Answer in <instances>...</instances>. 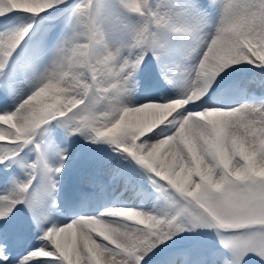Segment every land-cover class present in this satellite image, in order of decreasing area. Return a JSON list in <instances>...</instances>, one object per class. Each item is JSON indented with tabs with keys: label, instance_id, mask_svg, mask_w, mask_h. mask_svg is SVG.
Listing matches in <instances>:
<instances>
[{
	"label": "snow or ice",
	"instance_id": "obj_1",
	"mask_svg": "<svg viewBox=\"0 0 264 264\" xmlns=\"http://www.w3.org/2000/svg\"><path fill=\"white\" fill-rule=\"evenodd\" d=\"M61 8L71 9L72 35L49 48L56 25H46L21 55L38 21ZM209 9L219 15L203 36L184 22L205 20ZM106 25L130 27L127 50L108 46ZM177 34L200 41L185 94L126 105L145 56H165L166 38ZM241 64L264 68V0H190L179 11L152 0L99 8L94 0L74 8L68 0H0V264H148L162 245L196 229L215 233L223 264H264V104L214 100ZM52 122L68 136L114 146L153 174L158 190L170 186L182 198L175 214L119 206L49 224L68 160L59 150L51 166L36 142ZM26 148L37 153L31 163ZM37 236L41 244L30 243ZM176 258L174 250L169 264Z\"/></svg>",
	"mask_w": 264,
	"mask_h": 264
},
{
	"label": "rangeland",
	"instance_id": "obj_2",
	"mask_svg": "<svg viewBox=\"0 0 264 264\" xmlns=\"http://www.w3.org/2000/svg\"><path fill=\"white\" fill-rule=\"evenodd\" d=\"M68 2H70V5H72L74 8L77 4L82 3L83 0L79 3L72 2V0H68ZM109 2L110 0H98L96 3V8H99L102 4ZM111 2H114V0H111ZM189 2L190 0H152L153 7H169L177 11L186 8ZM202 3L207 4L208 0H202ZM54 13L59 15L57 20L48 23H39L41 29L46 25H56V28L53 30V34H51L49 37V48H52L58 41L69 38L72 35V25H74L71 11L61 8L60 12ZM217 13V9H209L207 18L205 20H200L198 17L193 15L184 16L183 19L187 24H198L199 27L203 28V32L201 33V36H203L205 32L210 30L211 25L214 24L216 20L215 14ZM105 27L107 31V38L110 36L122 37L121 39L125 45L124 50H127L131 43L130 27H124L123 25L115 29L110 25H106ZM40 31L22 46V49L20 50L21 55H23L24 51L30 47V45L39 35ZM166 39L167 52L165 56L159 60L154 57L151 52L145 56V62L141 66V71L137 73L136 76V80L140 83L130 86V94L124 98V103L126 105H133V100L138 99L140 96V91L142 93H150L153 91L167 93V87L183 88L187 91V85L184 84V80H188V73L199 58L198 55L195 56V53L197 50V45H199L200 41L195 39L193 36H187L183 34L172 35ZM113 42H111V44ZM115 46L116 45H113V47ZM109 47L113 49V47ZM165 61H167L168 64H166ZM155 64H158L156 67L158 68V71L155 69ZM235 67L237 75L234 74V78H231L232 74L229 75L231 72L230 71L228 76L225 77V80L229 81L230 79H233L230 81L231 84L236 83L238 86L246 83V85H248L246 91L250 92V90L254 88L258 96L257 98H253V101H262L264 104V68L253 67L246 64H241ZM160 75L164 76V80L168 84H158V77ZM144 80L150 81L152 87L148 89L143 88L141 83ZM229 87L232 86L229 85ZM237 92L239 93V91ZM177 97L179 96H170L168 98ZM222 97H229V95L224 94ZM235 101L239 102L241 101V98H238ZM235 101L229 103L228 105H236ZM0 111H3V109L0 108ZM36 142L41 145V150L51 166H56L58 160L57 152L59 150L66 149L68 160L65 165L64 173H62L59 177L62 180L65 178V175H70V172H73L72 176L70 175V178H73V174L76 175L73 180V184L70 185L73 193L76 192L77 194V190H83L78 188L85 183L83 181L85 179H90L92 183L98 184V187L109 186L112 182L114 183V186H111L112 192L109 191L110 194L108 196L105 195L104 197V199L107 201L113 195L117 184L124 182L126 186H130L132 184L138 188V194L139 191L143 190L144 192H140V194L142 193V196L151 195L154 201L157 202L158 208L160 209L148 211L147 205L145 204L146 202L144 204L141 202H119L120 206L143 209L146 212H151L154 214H175L178 209L177 202L182 203V198L178 193L175 192L174 189H171L169 186L165 189L158 190L157 184H155L153 180L149 178L153 174L142 169L130 158L126 159L123 155H121V153L114 150V146L108 144L107 142L92 143L90 140L85 139L83 135L79 134L68 136L66 130L59 126L56 122L52 126L48 125L45 128H42L36 137ZM33 152L34 151L31 148H26L21 155L28 162L29 159H32ZM16 173L20 180L27 179L24 172L19 168L16 169ZM69 179L67 181H69ZM38 183L39 177H37L36 185ZM4 186L6 187L3 182H0V192L5 193L6 188H4ZM95 191L96 189H93L92 193H88L87 197L90 198L93 196ZM53 197L55 203L52 206L51 211L55 209L56 203L59 202L57 197ZM63 197H65L64 193L60 198ZM59 200L61 201V199ZM95 202L96 201H93V203ZM106 205L112 206L113 203L108 202V204H99L94 209L88 211H92L89 213H95L99 210H102V208ZM80 206L84 207L85 205L82 203ZM24 211L27 212V208H25ZM71 213L72 214H70V216H73L77 213V211L71 210ZM181 219L183 220L184 218L181 217ZM48 223L50 224L52 221L49 220ZM204 232V229H196L194 231L186 230L182 232L179 236L174 237L175 243H173V241H168L167 247L162 245L160 250L156 251L155 254L150 256L148 259V264H169L170 257L172 256L174 250H177L176 264H185V254H187V264H213V262L214 264H223V256L226 254V250L221 248L215 233L211 234V236L208 238V242L205 244L203 240L207 234H204ZM39 242L41 241L37 236L30 243L37 244Z\"/></svg>",
	"mask_w": 264,
	"mask_h": 264
},
{
	"label": "bare ground",
	"instance_id": "obj_3",
	"mask_svg": "<svg viewBox=\"0 0 264 264\" xmlns=\"http://www.w3.org/2000/svg\"><path fill=\"white\" fill-rule=\"evenodd\" d=\"M215 15H216V20H217L219 12L217 14H215ZM121 38L122 37H119V36H114V37L110 36V37H108L107 38L108 46L113 47V45H116L115 47H113V49L120 48V49L124 50L125 45L123 44V41H122ZM113 41H116V42H113ZM111 42H113V43L111 44ZM198 51H199V47L197 45V50H196L197 54L195 53V56L198 55ZM193 58H192V60H193ZM195 60H197V59H195ZM165 62H166V64H168L167 61H165ZM157 66H158V64H155V69H157V71H158V68H156ZM235 68L229 74V75L232 74L231 78H234V76L237 75ZM232 80L233 79H230L229 81H227L228 82V86L227 87H223L222 86L221 88H219V89H222V94H221L220 97H217L215 95L214 100L216 102L222 103V104H229L231 102H234L236 99L241 98V101H239V102L235 101L236 105L234 104L232 106V104H231L230 106L235 107L237 105H242V104H252V105L263 104L262 101H258V102L257 101L254 102L253 101V98H255V97L257 98L258 97L256 92H255V90H254V88H252V90H250V92H248V91H246V88L248 87V85H246V83L241 84V85L238 86V84H236V83L231 84L230 81H232ZM158 84L159 85L168 84L164 80V76L163 75H160L158 77ZM184 84L187 85V80H184ZM229 85H231L232 87H229ZM166 89L168 90L167 93H159L157 91H153V92H150V93H142L140 91V93H139L140 96L138 97V99L133 100V104L142 103L143 100L146 97H148V96L167 97V98L170 97V96H179L180 97V96L184 95L185 92H186V90L183 89V88L167 87ZM237 91H239V93ZM224 94L229 95V97L228 98H223L222 95H224ZM57 163H58V160H57ZM57 163H56V165H57ZM58 181H59L58 187L55 190V192L53 193V196L57 197V200L59 202H57L55 209L53 211H51L50 214H49L50 220L52 222L57 223V224L67 223L68 220L73 219L76 216L95 215L97 212L102 211L105 208L119 207L120 206L119 202L120 203H123V202H126V201L132 202V203L141 202L143 204L146 202L145 204L147 205V210L148 211H154L156 209H160V208H158L157 202L154 201V199H153V197L151 195L142 196L141 195L142 193L140 194V192L141 191L144 192L143 190L139 191V194H138L137 193L138 192V188H136L132 184L130 186H126V184L124 182H121V183L117 184L113 195L111 196L110 199H108L106 201L104 199V197H105V195L108 196L110 194L109 191L112 192V187L114 186V183H112V182L110 183L109 186H99L98 187V184L92 183V181L90 179H85V183L82 184L78 189H83L86 192L83 191V190H77V194H76V192L75 193L72 192V189L70 188L69 185L65 184V179L61 180L60 177H58ZM4 188H6V187L4 186ZM93 189H96V191L94 192L93 196L88 198L87 197L88 193H90V192L92 193ZM64 191H65V193H67L66 197H65L64 201H60L59 200L60 199V194H62ZM3 194H5V193L4 192H0V195H3ZM93 201H96V202L93 203ZM108 202L113 203V205L112 206H110V205L107 206L106 205V206H104L102 208V210H99V211H97L95 213L94 212L93 213H89V212H92V211H88V210L94 209L99 204H101V205L108 204ZM82 203H84V205H85L84 207L80 206ZM114 204H118V205H114ZM71 210H76L77 213L75 215H73V216L72 215L70 216V214H72ZM39 244H41V242L37 243V245H39Z\"/></svg>",
	"mask_w": 264,
	"mask_h": 264
}]
</instances>
